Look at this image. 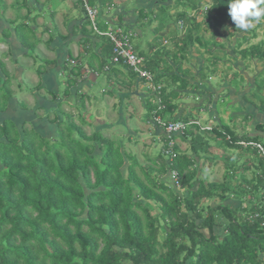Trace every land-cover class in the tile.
I'll return each instance as SVG.
<instances>
[{
	"label": "trees",
	"instance_id": "16d2710c",
	"mask_svg": "<svg viewBox=\"0 0 264 264\" xmlns=\"http://www.w3.org/2000/svg\"><path fill=\"white\" fill-rule=\"evenodd\" d=\"M27 1L15 0L18 10L25 8L27 13L22 19L7 21L10 27L2 30L0 43H9L8 39L14 36L27 50L26 55L33 57L41 42L35 25L42 13L34 12ZM206 1L209 8L202 20L192 15L202 8L200 0H175L178 11L174 18L166 11L155 15L159 25L154 32L165 30L166 34L156 36L145 50L134 45L136 26L128 21L124 23L123 12L114 13L115 17L101 11L95 31L84 1L76 2L79 17L72 32L82 34L79 43L84 52L77 58L69 49L65 54L68 77L62 95H68L69 88L77 85L84 63L90 72L103 74H110L114 67L120 66L143 84L149 83L123 62H113V44L105 32L118 25L130 33L136 53L145 59L144 69L153 75L152 84L160 87L158 93L150 87L151 98L145 102L146 117L158 130L159 125L152 120L155 115L165 125L185 124V129L170 137L160 129V140L155 138V141L161 142L162 147L154 157L145 155L148 161L145 166L119 140L106 139L99 131L88 135L82 127L83 116H68L61 111L59 103L58 113L49 120L56 129L55 136H51L53 127L45 133L34 124L33 128H27L23 112L17 111L20 107L13 108L12 78L0 59V115H3L0 117V264H264V158L253 146L260 144L264 149L261 141L264 136L244 132L242 124L239 132L219 118L218 111L211 132L200 133V128L191 124L200 112L213 111H210L213 101L207 99L211 92L200 89L197 82L192 83V90L186 88L188 71L182 70L181 64L191 52L193 42L206 44L199 34L202 23L213 31L227 23L236 28L228 14L227 0ZM86 2L100 10L111 4V0ZM0 6L6 7L4 0H0ZM49 14L54 18L55 13ZM139 14L141 23L148 19L149 15L142 9ZM167 21L172 24L166 26ZM178 24L185 29L182 36ZM49 31L46 28L42 33ZM58 36L61 41L67 39ZM55 38L51 33L48 43L55 44ZM168 41L174 50L165 46ZM60 49L55 48L58 59L44 60L45 65L38 66V75L45 73V66L57 67L63 53ZM239 53L242 60L263 61L264 42ZM214 58L218 61L212 55L210 64L216 66ZM198 67L199 75L205 78L208 67L204 61ZM260 75L253 80H259ZM238 78L239 74L235 73L229 82L236 90L244 85V78ZM42 83L37 90L45 87ZM260 84L264 89V80ZM225 91L228 94L219 97L217 108L226 113L227 108L236 106L230 97V87ZM49 94L54 100L61 97L57 91ZM193 95L196 101L180 106L181 100L186 102ZM243 98L246 102H241L240 109L247 113L229 115L228 121L240 117L249 124L259 112L264 113V97L260 92L251 90ZM84 100L82 95L81 108L85 107ZM21 106L25 108V104ZM10 113H14V118ZM256 129L264 134V122H257ZM195 130L199 134L194 135ZM188 138L192 142L189 153L181 152L178 144L170 148L171 142ZM217 142L226 151H233L229 168L236 163L231 161L237 156L248 155L251 163L235 166L230 174L228 170L222 183H210L198 176L197 168L202 155L209 153ZM252 162L260 171L253 170L252 178L248 179L241 173L253 169ZM238 170L241 183L235 185ZM174 172L176 180L172 178ZM151 203L157 209L155 215ZM218 229L220 233L216 232Z\"/></svg>",
	"mask_w": 264,
	"mask_h": 264
},
{
	"label": "rangeland",
	"instance_id": "374dc122",
	"mask_svg": "<svg viewBox=\"0 0 264 264\" xmlns=\"http://www.w3.org/2000/svg\"><path fill=\"white\" fill-rule=\"evenodd\" d=\"M4 2L6 4V7L0 6V35L3 29L10 27V23H8V20H19L20 18L22 19L27 13L25 8L21 9V11L18 10V6L15 5V0H4ZM27 2L30 7L35 9L34 12H39L40 14L42 13V15H40L36 20L35 25V27L37 28V34L38 36H40L41 42L36 47L33 53V57H29L26 55L27 50L21 47L19 42L15 41L14 37H12L8 39L9 43H0V59L5 65V69L7 70L9 76L12 78L11 90L14 95V101L12 100V102H15V105L13 104L15 107L13 106V108L20 107V109H17V111L23 112L22 117L24 119L23 121L25 122L24 124H26V127L33 128V126L35 125V128L43 133H45V130L50 132L51 127H53L51 136H55L56 129L53 125L49 124V120L51 121L52 119H54L56 113H58L59 99L54 100V98L47 92V90H37L38 84H41L44 78L38 75L36 70L39 65H45L44 60L56 59L57 53H55L54 49H52L53 44H47V40L49 39L51 33L55 34L56 36L58 34H61L63 36L68 35L70 33L68 30L71 26L70 22L79 17V9L76 8L77 0H51L49 3H47L46 0H39L38 3H36L35 0H28ZM200 3L201 5H203L202 8L198 13H193L192 15L199 20H202L203 13L206 11V9L209 8V1L200 0ZM42 4H44L45 7ZM168 6H170L169 9L167 8ZM109 7L115 17L116 15L114 13L118 12L119 9L120 12H123L125 14L124 23L128 21L136 26V28L134 27L133 30L135 31V35H137V38L136 40H133V43L134 45L141 46L140 48L144 50L147 49L148 44L154 42L156 36L166 34L165 30L159 33L154 32L159 25L158 20L155 18V15L162 11H166L168 12L169 16L174 18L175 13L178 11V7L176 8L175 0H111V4ZM106 9L108 8H104V10L101 9L99 11L107 12ZM141 9L144 13L149 15L148 19L143 23L140 22L139 12L141 11ZM50 12L55 13L54 18L50 16ZM102 15L106 14L102 13ZM170 24L172 23L168 21L166 22V26ZM253 24V28L247 31H241L237 30L236 28H231L229 23H227L224 27H218L213 31L212 29L208 30L206 25L202 23L201 28L199 29V34L202 35V38L204 41H206V44L201 45L199 42H193L191 52L186 56V60L182 62L181 68L184 71H188L186 78H188L189 80V85L186 88L188 90H192V83H199L200 89L203 88L211 92V95L208 94L207 99H211L213 101L212 103L215 104V106V100H218V97L220 96L221 98H223L226 95L225 89L228 87L227 85L230 84L229 82L232 80L234 74L238 73V80L240 79V77L244 78V85L240 86V89L237 90L232 87V96H236L233 101L236 108H227V112L225 114L222 109H219L220 115L218 116L219 118L221 116V119H223V121L228 125L238 128L239 132L244 130V132L246 133L249 132L264 136V134L256 129V120L259 119L258 117H263L264 113L259 112V116L251 118L249 120V124L242 121L240 117L234 118L232 122L228 121L229 115H234L233 117H235V115L240 116L239 114H242V112L243 114L247 113L246 111L241 112L240 109L241 102H246V99L243 98V95L245 93L248 94L251 90H254L260 92L264 97V89H261L260 84V82L264 80V60L259 61L252 58L242 60L239 53L245 48L264 42V21H253ZM177 26L179 29V35L182 36L185 32V29L182 30V24H178ZM46 28L50 29L51 31H49L48 33H42V31ZM171 29H173V27H171ZM77 39L78 37L76 36V39L68 45L75 58L79 54H82V52H84L82 45L78 43ZM212 43H215V45H212ZM164 44L168 49L174 50V47L169 41L165 42ZM66 47L67 45L63 47V49H60V52L63 51V55H65L64 52L65 50H67ZM235 48L237 49L236 52L234 51ZM212 55H216L218 57V61H216L217 58H214L216 66L210 64V58L212 57ZM201 60L204 61V65L208 67L207 76L205 78L199 75L198 66ZM75 63L76 62H74L73 64ZM177 68L178 66L174 67L175 70H177ZM85 70L86 66L84 65L83 72H85ZM124 73L129 76L126 72ZM260 73L261 75L259 77V80L256 79V81H254L253 78ZM90 76L94 79L92 74ZM122 85L123 84H121L120 86ZM106 87L107 86L105 85V88ZM109 87L110 86H108L107 88ZM150 87L151 86L148 85L147 90V86L144 85L143 87H141V92L145 90L143 93H149ZM103 89L104 88H101L100 85H94L92 88H90V90H92L90 92V95L92 94L96 96L98 100L92 98V104H88V108H86L84 111H82V108L80 106L77 108L73 105L65 103L63 104V106H61L60 109L62 112L67 113L68 116H73L75 118L79 115L82 116L81 113H84L86 121L88 123L89 121L92 122L91 125L87 123L82 124L84 131L88 135L99 131L104 135L106 139L119 140L125 143L123 139H126L129 131H127L124 127H116L117 124L115 126L116 120L114 118H119V115L114 112V110H112V106L114 105L111 106L104 103L103 105H99L100 98L103 96ZM62 90H64L63 86L61 88H58L60 96ZM193 98H187L186 102H183V100H181V102H179L180 106L184 107L185 103L191 104L193 101H196L195 96ZM248 98L254 101L256 104H259V101L255 97L248 95ZM74 101L75 100H73V102ZM137 101L140 102L138 98ZM21 103L25 104V108L21 106ZM11 110L12 109H10V111ZM127 110L128 108H126L124 112L128 113ZM211 110L212 108H210V111ZM238 112L241 113L238 114ZM111 114H113L114 117H111ZM144 114V110H141V116H139L138 121L132 120L129 122L131 132L133 130H135L136 132L137 130L138 133L137 138H135L136 142L129 143L126 141L125 148L127 151L136 154L140 163L145 166L148 164L145 155H150L152 157L156 156V154L162 147V143L160 142V144H158L156 141L152 142L154 140L153 137H151L150 139H145L146 134H143V131L145 130V133H149V128H147V125L144 124V121H148L150 123L151 120L146 118V115ZM2 116L0 115V117ZM10 116L13 117L14 113H10ZM31 116L32 120H30ZM215 118H218L217 114L213 115L212 112L206 113L205 111L202 113L200 112V115L197 116V118H194L193 121L199 120L202 127H214V122H217ZM65 119L66 118H64V120ZM253 119L255 120L251 121ZM78 123L80 124L79 121ZM240 124H242L244 129L241 130ZM102 125H110L108 127L111 128ZM93 127H96V129H93ZM199 132L204 133L205 131L200 129ZM199 132L195 130L194 135L199 134ZM120 138H122V140ZM261 141L264 143V137L261 138ZM176 142L179 145L181 152L189 153L191 151L190 146L192 142L189 140V138L186 140L177 139ZM219 144L220 142L215 143L210 152L207 154H203L202 156L204 157H201L199 159L197 168L199 170L198 176L210 183H222L224 182V177L228 170L230 174V170L235 166L237 168V166L240 167V165H242L243 163H251L247 158L248 155H242V158L237 156L236 159L232 158L231 162L235 161L236 163L233 164L231 168H229L231 163L228 160L230 159L233 151H226V148L224 146L220 147ZM253 162H256V160L253 159ZM252 166L253 169L246 170L241 174H243L248 179H251L253 176V170L260 171L256 163H253ZM239 177L240 171L238 170V174L236 177L237 180H234L233 184L237 185L241 183V179ZM231 203H234V201H232ZM238 205L239 204H237V206ZM151 206L153 207V215H155L157 213L155 204L151 203ZM216 232L220 233V230L218 229V231Z\"/></svg>",
	"mask_w": 264,
	"mask_h": 264
},
{
	"label": "crops",
	"instance_id": "0c3cea01",
	"mask_svg": "<svg viewBox=\"0 0 264 264\" xmlns=\"http://www.w3.org/2000/svg\"><path fill=\"white\" fill-rule=\"evenodd\" d=\"M106 10L110 16H111V14H113L111 9H106ZM118 11H119V9H118ZM76 19H78V18H76ZM75 20L70 22L71 26H70V29H68L70 33L68 35L63 36L60 34L63 37H67V39H65V41H61V38L57 35L58 38H55V40L57 41V39H58V41L55 42V44H53V47H52V49H54V51H55V48L57 46L61 47V49H63V47H65L66 45H67V47H66L67 50L64 53L66 54L68 52V49L71 51V49H70V47H68V45L76 39V36L79 39V40L77 39L78 43L80 42L82 34L79 31L72 32L73 26L77 24L75 22ZM12 37H14V36H12ZM14 39H15V37H14ZM59 40H60V42H59ZM15 41H17V40L15 39ZM47 44H49L48 40H47ZM55 53H56V51H55ZM71 53L73 54L72 51H71ZM64 56L65 55H63V54L60 55L56 68H55V66L52 69H49L50 67H48V66H45V68H44V70H46V71L43 75H41V77L44 78L42 81L43 82L42 84H45V87L43 88V90H47L48 93L50 91H57L58 92L59 87L61 88L63 86V89H64L65 85H67L66 80H67L68 75L66 73L67 69H66V63L65 62H67V60H68L67 59L68 55L65 57ZM77 57H79V55ZM56 59H58L57 56H56ZM84 64L86 66L85 72L82 71L81 77L78 78L77 85L72 87V88H69V94L68 95L67 94L62 95V93H61V97H59V105L63 106V104L65 103V104L73 105L74 107L78 108L80 106V104L82 103L80 101V99H81V96L83 95L85 97V100H84L85 107L82 108V111H84L86 108H88V106H89L88 104H92V98L97 99L96 96H94L92 94H91L92 96L90 95V92L92 91V90H90V88H92L94 85H97V86L100 85L101 88L103 87L104 89L102 90L103 96L100 98L99 105L100 104L103 105V103L111 105V106L114 105V106H112V110H114V112H116L119 115V118H114L116 120L115 126L117 124L116 127H122V128L124 127L127 131H129V134L127 135L126 139L125 138L123 139L125 141V143H126V141L129 143H133V142L135 143L136 142L135 138H137L138 131L136 130V132H135V130H133L131 132V130H130L131 128L129 127V125H130L129 122L132 120L138 121L139 116H141V110H144V112H145L144 115H146L145 102L151 97H150V92L149 93L148 92L143 93L145 90L141 92V87H143L145 84L140 82L136 77H133L131 74H129L127 71H125V69H123V67H120V66L116 67V68L114 67L109 72L110 74H108V73L103 74V72H100V71L97 73L90 72L87 64L86 63H84ZM124 72H126L129 76H127ZM91 74L93 75L94 79L91 78V76H90ZM114 82H117V83H114ZM114 84H115V88H114ZM121 84H123V85L120 86ZM105 85L107 87L108 86H110V87L105 88ZM145 86H147V90H148V84H146ZM227 86H229L231 91H232L233 88L230 85H227ZM226 93L228 94L227 91H226ZM229 93L231 95L230 97H231L232 102H233L234 98L236 96L233 97L232 92H229ZM137 98L139 99L140 102L137 101ZM73 100H75V101L73 102ZM218 100H219V97H218ZM220 100H221V98H220ZM238 101H240V100H238ZM218 102L219 101H217V99H216L215 100L216 106H215V104L210 106V108H212V110H213L212 111L213 115L217 114V111H218V114L220 115L219 108H217ZM126 108H128V110H127L128 113L124 112V110H126ZM223 112H224V110H223ZM81 114H82L83 118L85 119L84 120L85 123L91 125L92 122L89 121V123H88L86 121L84 113H81ZM224 114H225V112H224ZM256 116H259V115L257 114ZM111 117H114L113 114H111ZM220 118H221V116H220ZM258 118L259 119H257L256 122H264V116L258 117ZM141 119H142V117H141ZM213 119H214V117H213ZM254 120L255 119H253L252 121H254ZM144 124H146L147 128H149V133H147V132L145 133V130L143 131V134H146L145 139H150L151 137H153L154 140L152 142L155 141V138L160 140V136H161L160 129L161 128L159 130L156 129L155 125L151 122L149 123L148 121L147 122L144 121ZM102 126H105V125H102ZM108 126H110V125H108ZM108 126H105V127H108ZM108 128H111V127H108ZM93 129H96V127H93ZM120 139L122 140V138H120ZM125 143L122 142V145L124 148L126 146Z\"/></svg>",
	"mask_w": 264,
	"mask_h": 264
},
{
	"label": "built area",
	"instance_id": "2783aa9c",
	"mask_svg": "<svg viewBox=\"0 0 264 264\" xmlns=\"http://www.w3.org/2000/svg\"><path fill=\"white\" fill-rule=\"evenodd\" d=\"M83 1L85 11L91 21L92 27L95 31H97L96 20L99 18L100 11L98 10V8L89 7L86 0ZM105 34L110 38L111 43L113 44V62L118 63L119 61H121L123 62V64L129 66L137 76L144 78L149 82L148 84L151 86V90L153 92L158 93L160 87H156L154 84H152L153 75L144 69L145 59L143 57H139L136 53L137 49L130 41V33L124 32L122 27L117 25L114 27V29L106 31ZM154 121L155 123L165 127V131L168 137L185 129V124L182 122H172L165 125V123L159 116L155 117ZM172 145L173 142L170 143V148ZM253 146L264 157V149L262 148V146L260 144H253ZM172 178L174 180L177 179L175 172L172 174Z\"/></svg>",
	"mask_w": 264,
	"mask_h": 264
},
{
	"label": "clouds",
	"instance_id": "9594fccd",
	"mask_svg": "<svg viewBox=\"0 0 264 264\" xmlns=\"http://www.w3.org/2000/svg\"><path fill=\"white\" fill-rule=\"evenodd\" d=\"M227 3H228V8H229L228 14L231 20L234 22L237 30L247 31L253 28L254 26L253 21L255 22L264 21V0H227ZM108 9L110 8L108 7ZM98 10L100 9L98 8ZM155 117L157 116L155 115L152 118V120H154ZM191 122H192L191 124H195L203 131H210V132L212 131V127L210 126L202 127L199 120L191 121ZM159 127L164 130L165 134H167L164 126L159 125ZM177 133H180V132H177ZM176 141L177 140L173 141V144H177Z\"/></svg>",
	"mask_w": 264,
	"mask_h": 264
}]
</instances>
